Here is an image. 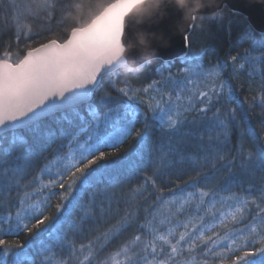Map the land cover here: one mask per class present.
<instances>
[{
    "label": "snow or ice",
    "instance_id": "6c2138e0",
    "mask_svg": "<svg viewBox=\"0 0 264 264\" xmlns=\"http://www.w3.org/2000/svg\"><path fill=\"white\" fill-rule=\"evenodd\" d=\"M143 3L33 46L25 21L69 0H0V264H264V31L208 59L190 12L188 51L134 83L148 45H125V16Z\"/></svg>",
    "mask_w": 264,
    "mask_h": 264
},
{
    "label": "trees",
    "instance_id": "16d2710c",
    "mask_svg": "<svg viewBox=\"0 0 264 264\" xmlns=\"http://www.w3.org/2000/svg\"><path fill=\"white\" fill-rule=\"evenodd\" d=\"M16 2V0H13ZM27 3L28 0H23ZM115 0H69L71 8L61 13L57 10V17L55 20L48 21L43 17H29L27 22L33 36L36 33H44L39 39H33V46H37L39 43L46 42L48 38H60L61 40L68 37L70 29L72 27H86L96 16H98L104 8L114 3ZM219 15L223 16L224 19L221 22L217 20L212 23L209 22L208 17H204L202 22L200 17L195 21L196 24L201 26L197 29V33L193 35V50L200 47H207L209 49L208 59H214L217 56L224 58L229 52L235 53L240 51L243 47L247 46L248 37V24L240 15L230 13L228 10L223 9L219 12ZM51 28L50 32L46 29ZM203 29V30H201ZM8 34L5 33V36ZM27 43L21 41V51L26 50ZM13 51H16L15 43H13ZM13 60L16 59L14 55ZM160 64V61H152L146 68L141 69L140 72L132 75L130 78L134 83H140L144 80L150 79L156 75L155 69ZM243 98V97H241ZM133 143L131 139L123 145L119 150V154L123 155ZM57 147V141L51 140L47 145V150L43 153L49 155L53 149ZM42 163V160L40 161ZM55 191H60L56 189ZM58 202V197H53L51 200L52 207L45 213L46 215H52L55 213V204ZM26 238L25 234H21L19 239L21 242ZM55 264V261L53 262Z\"/></svg>",
    "mask_w": 264,
    "mask_h": 264
},
{
    "label": "water",
    "instance_id": "95a60500",
    "mask_svg": "<svg viewBox=\"0 0 264 264\" xmlns=\"http://www.w3.org/2000/svg\"><path fill=\"white\" fill-rule=\"evenodd\" d=\"M187 3L197 18L223 9L234 13L232 9L238 8L240 11L234 14L245 18L248 26L264 31V0H187ZM192 23L189 10L176 5V0H144L125 16L123 41L125 45L133 41L139 44L143 39L148 45L150 62L160 61L161 57L175 60L188 51L183 46V36ZM139 58L144 59L143 55Z\"/></svg>",
    "mask_w": 264,
    "mask_h": 264
},
{
    "label": "clouds",
    "instance_id": "9594fccd",
    "mask_svg": "<svg viewBox=\"0 0 264 264\" xmlns=\"http://www.w3.org/2000/svg\"><path fill=\"white\" fill-rule=\"evenodd\" d=\"M185 3H187V0H185ZM194 11V9H189V12Z\"/></svg>",
    "mask_w": 264,
    "mask_h": 264
},
{
    "label": "rangeland",
    "instance_id": "374dc122",
    "mask_svg": "<svg viewBox=\"0 0 264 264\" xmlns=\"http://www.w3.org/2000/svg\"><path fill=\"white\" fill-rule=\"evenodd\" d=\"M25 22L28 23L27 20Z\"/></svg>",
    "mask_w": 264,
    "mask_h": 264
}]
</instances>
